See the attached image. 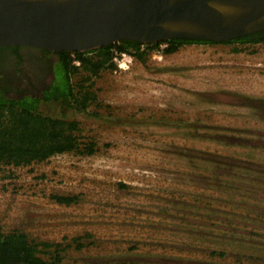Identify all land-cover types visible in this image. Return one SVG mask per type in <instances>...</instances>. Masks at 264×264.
Returning <instances> with one entry per match:
<instances>
[{
  "label": "rangeland",
  "instance_id": "obj_1",
  "mask_svg": "<svg viewBox=\"0 0 264 264\" xmlns=\"http://www.w3.org/2000/svg\"><path fill=\"white\" fill-rule=\"evenodd\" d=\"M166 47L82 82L84 111L40 104L93 153L2 167V234L62 264H264V43ZM212 92L235 102L185 105Z\"/></svg>",
  "mask_w": 264,
  "mask_h": 264
},
{
  "label": "water",
  "instance_id": "obj_2",
  "mask_svg": "<svg viewBox=\"0 0 264 264\" xmlns=\"http://www.w3.org/2000/svg\"><path fill=\"white\" fill-rule=\"evenodd\" d=\"M264 32V0H0V47L85 53L121 41L224 43Z\"/></svg>",
  "mask_w": 264,
  "mask_h": 264
},
{
  "label": "trees",
  "instance_id": "obj_3",
  "mask_svg": "<svg viewBox=\"0 0 264 264\" xmlns=\"http://www.w3.org/2000/svg\"><path fill=\"white\" fill-rule=\"evenodd\" d=\"M264 43V32L246 36L229 43ZM200 43L217 44L215 42H199L189 40H170L168 42L142 45L137 42L121 41L85 53H56L58 61L53 64L54 78L49 86L43 89L41 95L24 94L15 91L20 97L9 96L10 89L0 80V169L5 166L21 167L32 163H40L53 156L73 151L92 154V145L79 148L78 136L75 135L78 124L62 118L44 115L39 111L41 103L60 104L65 108L84 111L94 100V95L88 87H83L85 81L97 77L99 73L110 67L113 50L118 52L134 51L137 58H142V47L154 49L160 44L167 47L166 54L174 53L181 44ZM44 53H53L43 50ZM73 59L80 62L73 65ZM84 73L80 84L75 86L72 77ZM14 90V89H11ZM57 203L69 204L73 200L56 196ZM39 247L44 249L52 244L36 243L27 239L24 234L4 235L0 232V264H62L60 256L48 252L52 261H44L37 254Z\"/></svg>",
  "mask_w": 264,
  "mask_h": 264
},
{
  "label": "flooded vegetation",
  "instance_id": "obj_4",
  "mask_svg": "<svg viewBox=\"0 0 264 264\" xmlns=\"http://www.w3.org/2000/svg\"><path fill=\"white\" fill-rule=\"evenodd\" d=\"M51 56L55 62L49 60ZM57 61L55 52L46 54L41 49L24 46L0 47V80L10 89L11 97L18 96L15 91L21 92L20 96H38L52 82L53 64Z\"/></svg>",
  "mask_w": 264,
  "mask_h": 264
},
{
  "label": "bare ground",
  "instance_id": "obj_5",
  "mask_svg": "<svg viewBox=\"0 0 264 264\" xmlns=\"http://www.w3.org/2000/svg\"><path fill=\"white\" fill-rule=\"evenodd\" d=\"M196 84V83H195ZM198 86H200V84H197ZM209 86L210 85H207L206 87H208L209 88ZM211 87V86H210ZM221 93H223V92H221ZM221 93L220 92H212L210 95H207V97H204L202 94H198V96L196 97L197 99H198V101H195V100H190V101H188L187 103H185V105L186 104H188V105H191V104H197V105H204V104H208V105H217V104H224V103H226V102H230V101H233V98H231V97H226V98H224L223 99V97H220L219 95H221ZM202 96H203V98L204 99H202ZM238 96H239V94H238ZM236 98V97H235ZM239 98V97H238ZM243 98V97H242ZM199 99H201V100H199ZM241 99V98H240ZM245 99V98H244ZM247 99H249V98H247ZM237 100H239V99H237ZM243 100V99H242ZM233 102H235V101H233ZM251 102V101H250ZM244 103V102H243ZM248 103V102H247ZM235 104V103H234ZM240 104H241V101H240ZM230 104H228V106H229ZM246 105V104H245ZM234 106V105H233ZM236 106V105H235ZM151 107V106H150ZM154 107V106H153ZM237 107H238V105H237ZM239 107H242V106H239ZM212 108V107H211ZM216 108V107H215ZM235 108V107H234ZM248 108H251V107H248ZM157 109V108H156ZM161 110H162V108H161ZM160 110V111H161ZM165 110V109H164Z\"/></svg>",
  "mask_w": 264,
  "mask_h": 264
},
{
  "label": "built area",
  "instance_id": "obj_6",
  "mask_svg": "<svg viewBox=\"0 0 264 264\" xmlns=\"http://www.w3.org/2000/svg\"><path fill=\"white\" fill-rule=\"evenodd\" d=\"M114 61L117 63V66L125 70L128 68V64L131 62V56H129L126 52H118L113 50ZM73 65L78 67L80 62L76 59H73Z\"/></svg>",
  "mask_w": 264,
  "mask_h": 264
}]
</instances>
